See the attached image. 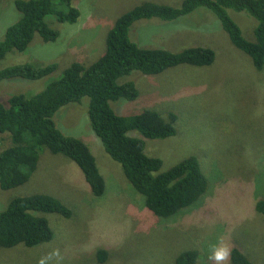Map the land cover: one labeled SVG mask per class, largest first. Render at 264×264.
I'll list each match as a JSON object with an SVG mask.
<instances>
[{
    "label": "rangeland",
    "instance_id": "374dc122",
    "mask_svg": "<svg viewBox=\"0 0 264 264\" xmlns=\"http://www.w3.org/2000/svg\"><path fill=\"white\" fill-rule=\"evenodd\" d=\"M15 1L0 0V41L20 18ZM183 1L75 0L82 16L76 25L53 23L61 31L57 41L45 42L36 35L26 51H12L0 61V70L25 63H56L58 69L39 81L0 82V99L14 94L31 97L60 78L74 62H96L106 51L107 33L132 8L144 2L180 7ZM202 9L181 23L163 24L156 19L136 22L130 37L148 49L179 52L190 47L212 48L216 52L213 65L179 66L158 75L133 72L118 82L133 80L139 97L132 102L112 103L121 115L144 110L177 114L176 135L165 140L145 139V152L162 159L164 170L198 156L204 175L209 173L211 178L202 201L169 222L155 215V220L151 219L142 205V196L93 132L89 99L84 98L81 105L60 109L55 120L65 135L83 140L93 150L106 180L104 196L92 194L73 161L43 148L37 172L25 185L0 190V211L15 197L49 194L70 208L74 218L43 214L54 232L53 241L31 249L22 245L0 249V264H100L99 250L109 251L103 264H175L179 254L194 248L209 255L200 254L197 264H229L228 258L218 261L215 256L221 249L229 251L232 245L254 264H264V216L254 207L264 198V70L257 71L251 58L231 43L220 22ZM230 14L244 36L254 40L255 19L245 12L230 10ZM225 100H229V106H223ZM233 116L226 124L225 117ZM253 119L256 128L250 127ZM130 134L142 138L136 131ZM10 146V138L0 135V151ZM19 248L25 251L13 253Z\"/></svg>",
    "mask_w": 264,
    "mask_h": 264
},
{
    "label": "trees",
    "instance_id": "16d2710c",
    "mask_svg": "<svg viewBox=\"0 0 264 264\" xmlns=\"http://www.w3.org/2000/svg\"><path fill=\"white\" fill-rule=\"evenodd\" d=\"M15 6L20 18L7 29L0 41V61L12 51H26L36 35L45 42L57 41L61 31L54 28L53 23L76 25L82 16L75 0H16ZM200 8L215 15L231 43L249 56L255 69L262 72L264 0H184L180 7L144 2L116 20L106 36V51L96 62L89 65L74 62L60 78L31 97L14 94L0 99V135H7L11 141L10 147L0 151L1 189L7 191L25 185L37 172L40 152L47 148L52 154L63 155L73 161L92 194L98 198L104 196L106 180L93 150L83 140L65 135L57 128L55 120L60 109L70 104L81 105L83 99L88 98V117L93 132L107 154L121 165L133 189L142 196V205L151 219L155 220V215L169 222L171 217L202 201L208 181L198 156L188 157L164 170L162 159L148 156L145 152V139L165 140L176 135L177 114L171 112L167 116L145 110L139 114L121 115L112 104L119 100L132 102L139 97L133 80L118 82L133 72L158 75L179 66L204 68L213 65L216 53L211 48L191 47L179 52L148 49L140 47L130 37L136 22L156 19L163 24L181 23ZM229 10L245 12L247 15H244L255 19L254 40L244 36ZM57 69L56 63L11 66L0 70V82L39 81ZM229 104V100H225L223 106ZM233 118L225 117L228 120L226 124ZM253 123L250 127L256 128L255 119ZM133 131L142 138L130 134ZM255 210L264 216V198L256 202ZM43 214H57L71 220L73 212L49 194L13 198L7 208L0 211V249L10 250L20 245L31 249L52 242L54 232ZM19 249L13 253L25 251ZM228 253L229 264H254L237 246L232 245ZM200 254L209 256L194 248L179 254L175 264H197ZM108 256L107 250L97 252L100 264L105 263Z\"/></svg>",
    "mask_w": 264,
    "mask_h": 264
},
{
    "label": "clouds",
    "instance_id": "9594fccd",
    "mask_svg": "<svg viewBox=\"0 0 264 264\" xmlns=\"http://www.w3.org/2000/svg\"><path fill=\"white\" fill-rule=\"evenodd\" d=\"M200 11L206 12L205 9H204V10L202 9V10H200ZM229 11H230V10H229ZM233 11H234V10H233ZM207 12H208L207 14H209L210 16L215 17V15H213V13H211L210 11H207ZM196 13H197V12H196ZM194 14H195V13H194ZM191 15H193V14H191ZM243 15H244V14H243ZM215 18H216V17H215ZM234 18H235V17H234ZM234 18H233V19H234ZM235 21H236V20H235ZM236 23L238 24L237 21H236ZM223 30H224V29H223ZM224 31H225V30H224ZM227 35H228V34H227ZM228 37H229V36H228ZM190 48H191V47H190ZM207 48H208V47H207ZM211 49H212V48H211ZM215 53H216V52H215ZM252 63H253V62H252ZM144 111H145V110H144ZM200 166H201V163H200ZM204 168H205V165H204ZM201 169H202V166H201ZM202 172H203V169H202ZM203 174H204V173H203ZM213 175H214V174H213ZM214 176H216V175H214ZM205 177H206V176H205ZM207 177H208V179H207ZM207 177H206V179H207V181H208V189H207L206 193H207L208 190H209V187H210V186H209V182L211 181V178L209 177V173H208ZM0 190H1V191H4V190L1 189V187H0ZM7 191H9V190H7ZM206 193H205V194H206ZM205 194H204V195H205ZM262 199H263V198H262ZM198 202H199V201H198ZM198 202H197V203H198ZM256 202H257V201H256ZM197 203H196V204H197ZM196 204H195V205H196ZM255 204H256V203H255ZM195 205H194V206H195ZM192 207H193V206H192ZM254 207H255V205H254ZM228 254H229V253H228V250H227V249H221L219 252H217V254H216V256H215V259L218 260V261H220V260H224V259H226V258L228 257Z\"/></svg>",
    "mask_w": 264,
    "mask_h": 264
}]
</instances>
